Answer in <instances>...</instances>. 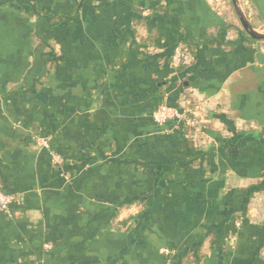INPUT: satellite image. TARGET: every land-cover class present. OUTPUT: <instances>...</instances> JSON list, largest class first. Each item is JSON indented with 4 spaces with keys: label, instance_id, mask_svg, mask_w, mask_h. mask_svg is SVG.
Masks as SVG:
<instances>
[{
    "label": "crops",
    "instance_id": "0c3cea01",
    "mask_svg": "<svg viewBox=\"0 0 264 264\" xmlns=\"http://www.w3.org/2000/svg\"><path fill=\"white\" fill-rule=\"evenodd\" d=\"M234 1L264 36V0H0V181L17 197L0 264H264L251 137L214 158L204 192L157 189L182 139L264 137V38ZM179 45L191 60L175 67ZM163 102L195 125L156 123Z\"/></svg>",
    "mask_w": 264,
    "mask_h": 264
},
{
    "label": "trees",
    "instance_id": "16d2710c",
    "mask_svg": "<svg viewBox=\"0 0 264 264\" xmlns=\"http://www.w3.org/2000/svg\"><path fill=\"white\" fill-rule=\"evenodd\" d=\"M181 130L186 134L188 132V128L185 126H182ZM245 137H251L250 140L252 144L256 143V145H262L264 148V137L253 132H245L244 134L234 132L232 136L221 138L218 144L209 145L207 147L196 146L193 140L182 139V153L175 157L169 168H164L160 171L157 189L169 193V188L166 187L163 182L167 183L174 179H183L188 192L192 194L196 192H204L207 189L206 181L209 175L214 174L216 168V166L213 167L214 158L217 155L220 159H229L230 157L235 158L238 150L246 147V145L240 144ZM191 181H193V184ZM255 191L256 190L253 186L249 187L247 190L248 198H250ZM235 212L236 211H234V213ZM237 217L236 214H232L229 217V221H235ZM169 249L171 250V253L166 255V257L170 259L174 256V250L171 248ZM202 258L203 256H199L198 260L192 262V264H202L200 263Z\"/></svg>",
    "mask_w": 264,
    "mask_h": 264
},
{
    "label": "built area",
    "instance_id": "2783aa9c",
    "mask_svg": "<svg viewBox=\"0 0 264 264\" xmlns=\"http://www.w3.org/2000/svg\"><path fill=\"white\" fill-rule=\"evenodd\" d=\"M191 60L190 53L181 45L177 46L174 49L172 54L171 63L175 67H179L182 64L188 63ZM153 119L158 124H164L169 121L176 122H185L187 125H195V120L190 116L189 110H184L178 106L170 105L165 102L159 104L156 109L153 111ZM38 143L43 146H48V141L46 138H38ZM54 165L60 164L61 159L58 155H52ZM17 200V197L14 194L5 193L2 189L0 181V211L4 212L8 216L12 217L13 212L11 209L12 204ZM46 247L49 248L50 244H46ZM162 253L170 254L171 250L167 247L162 249Z\"/></svg>",
    "mask_w": 264,
    "mask_h": 264
},
{
    "label": "water",
    "instance_id": "95a60500",
    "mask_svg": "<svg viewBox=\"0 0 264 264\" xmlns=\"http://www.w3.org/2000/svg\"><path fill=\"white\" fill-rule=\"evenodd\" d=\"M235 2V7H236V10L238 12V14L240 15V18H241V21H242V24L244 26V28L247 30V32H249V34L253 37V38H256V39H261V38H264V36L262 34H258L256 33L252 26L248 23V21L244 18V16L242 15L240 9L238 8V5L236 4V1Z\"/></svg>",
    "mask_w": 264,
    "mask_h": 264
},
{
    "label": "rangeland",
    "instance_id": "374dc122",
    "mask_svg": "<svg viewBox=\"0 0 264 264\" xmlns=\"http://www.w3.org/2000/svg\"><path fill=\"white\" fill-rule=\"evenodd\" d=\"M198 132V131H197ZM215 135H219L220 136V134L219 133H217V134H215ZM202 142L199 140V141H197V146H201L200 144H201ZM204 144V146L205 147H207V143H203ZM174 253V252H173ZM165 255H167V254H165Z\"/></svg>",
    "mask_w": 264,
    "mask_h": 264
}]
</instances>
